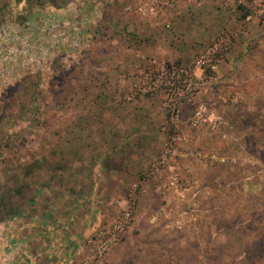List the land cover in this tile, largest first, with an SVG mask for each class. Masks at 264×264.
<instances>
[{"label": "rangeland", "instance_id": "obj_1", "mask_svg": "<svg viewBox=\"0 0 264 264\" xmlns=\"http://www.w3.org/2000/svg\"><path fill=\"white\" fill-rule=\"evenodd\" d=\"M263 4L0 0V264H264ZM227 36L198 95L224 124L186 108L176 170L154 174L165 94L137 89Z\"/></svg>", "mask_w": 264, "mask_h": 264}, {"label": "built area", "instance_id": "obj_2", "mask_svg": "<svg viewBox=\"0 0 264 264\" xmlns=\"http://www.w3.org/2000/svg\"><path fill=\"white\" fill-rule=\"evenodd\" d=\"M261 7L263 12L261 15L264 16V4ZM230 46L231 38L227 36L220 39L204 52L193 69L175 64L157 66L147 74L144 83L137 89V94L141 97L156 93L165 94L162 110L167 116L170 136L164 144L158 161L153 165L154 174L164 170H176L171 165V160L176 155L186 108L191 109L188 124L193 129L209 127L212 130H217L224 124L223 118L219 114H216L207 103L198 100V95L205 87L206 80L213 79L220 58L228 52ZM198 71L202 77L201 79L197 78L196 72ZM195 156L199 157L200 155ZM168 185L178 196L184 197L183 191L185 188L176 173L170 177ZM129 215V213L126 214L123 224L112 228L110 236L113 239L123 232V229L129 223ZM106 248V243H103L100 247L102 251H105Z\"/></svg>", "mask_w": 264, "mask_h": 264}, {"label": "crops", "instance_id": "obj_3", "mask_svg": "<svg viewBox=\"0 0 264 264\" xmlns=\"http://www.w3.org/2000/svg\"><path fill=\"white\" fill-rule=\"evenodd\" d=\"M223 68V66L221 67V69ZM138 126H139V128H141L142 127V124H138ZM140 134L142 135L143 133L142 132H140V133H137V135L138 136H140ZM144 135H146V134H144ZM115 155H117L116 154V152H105V161H104V163L102 164V163H100V162H98V160H95V158L93 157V156H89L88 155V161L89 162H87V164L89 165V167H90V169H92L93 171H95V172H101L102 170H101V167L104 165V164H107V167L108 168H111L112 167V163H108L107 161H106V159L109 157V156H111V158L113 157V156H115ZM96 157V156H95ZM121 167H123V165H120ZM136 168H137V166L135 165V164H131V165H129L128 166V168H124L126 171L127 170H131V171H135L136 170ZM115 169H117V168H115ZM123 168L122 169H120V172H122V170H124ZM117 171V170H116Z\"/></svg>", "mask_w": 264, "mask_h": 264}]
</instances>
